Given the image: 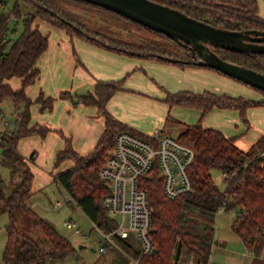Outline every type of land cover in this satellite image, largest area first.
<instances>
[{"label":"trees","instance_id":"obj_1","mask_svg":"<svg viewBox=\"0 0 264 264\" xmlns=\"http://www.w3.org/2000/svg\"><path fill=\"white\" fill-rule=\"evenodd\" d=\"M21 1L32 4L34 11L24 17V29L14 41L9 38L10 14L0 10V102L10 98L18 114L13 130L0 136L1 163L11 168L13 175L22 168L20 180L9 193L5 191L4 181L0 177V216H8L5 226L8 241L4 261L5 264H50L67 258L74 252L75 247L49 220L33 211V173L27 160L33 161L34 156L25 159L17 151L19 138L31 134L45 135L49 131L45 126H29L30 106L33 101L26 96L25 88L39 78L37 61L48 47V35L43 34L38 26L33 24L34 19L40 17L67 30L69 34L119 53L182 66L208 67L199 65L198 58L188 47L181 46L168 36L101 6L77 0ZM152 1L178 9L215 27L237 31H264V18L259 15L257 0ZM63 2L85 4L129 21L172 42L178 52L170 51L157 41L137 43L117 36L92 34L70 18L69 13L60 10L59 5ZM2 4L4 0H0V5ZM12 12L16 17L20 16L18 4ZM215 51L225 60L264 74V55L221 48H215ZM15 76L21 78V87L17 90L4 83V80ZM121 86L122 81H97L94 92L77 96L75 104H93L99 107L105 117L106 129L95 149L87 155L78 154L73 149L71 140L65 138V148L58 153L57 163L71 159L74 165L54 176L57 186L68 194V203H75L93 223L106 231L110 230L113 224L103 203L109 186L101 177L100 171L119 132L128 131L146 138V135L122 123L106 108L109 99ZM64 95L65 93L61 96ZM43 96L41 93L35 102L42 103V108L50 109L54 98H47L45 102ZM166 101L170 105L198 108L203 114L214 107L237 109L244 113L247 108L264 104L210 91L168 93ZM178 138L195 149L194 159L187 168L192 190L169 198L164 194L162 179L155 171L151 176L142 177L141 186L148 191L152 208L151 235L154 250L149 255H142L139 244L134 246L129 239L117 240L129 254L139 258V264H214L211 255L216 243V215L221 208L237 209V215L231 225L232 230L253 254L250 264H264L261 257L264 248V135L247 151H241L235 145L234 139L227 138L220 130L205 128L201 123L184 125ZM214 169L229 174L224 180L225 190H221L214 181ZM28 214L32 217H28ZM31 219L38 223L43 240L22 229V225L27 226Z\"/></svg>","mask_w":264,"mask_h":264},{"label":"crops","instance_id":"obj_2","mask_svg":"<svg viewBox=\"0 0 264 264\" xmlns=\"http://www.w3.org/2000/svg\"><path fill=\"white\" fill-rule=\"evenodd\" d=\"M259 15L264 18L260 11ZM33 24L48 35V47L37 61L39 78L25 88L26 96L33 101L29 126L40 125L49 129L45 135L31 134L17 142V151L25 159L34 156L33 161L27 160L33 173V198L52 185L60 190L54 182L55 174L74 165L71 159L57 163L58 153L65 148V138L71 140L78 154L87 155L95 149L104 133L105 117L99 107L75 104L77 96L94 92L97 81H122L121 89L109 99L106 108L122 123L144 135L155 129L164 131L168 125L181 127L182 131L186 124L201 123L205 128L218 129L227 138H233L241 151L250 149L264 135V104L247 108L244 113L237 109L214 107L203 114L195 107L167 103L168 93L181 91H210L264 102L263 95L252 93L223 73L211 68L182 66L112 51L69 34L40 17H36ZM4 83L17 90L21 87V78L15 76L4 80ZM41 93L45 102L47 98H54L50 109L35 102ZM63 93L64 97L61 96ZM5 100L12 103L13 119L8 129L0 131V136L13 130L18 115L12 100ZM1 157L0 150V163ZM67 197L68 203V194ZM38 203V200L33 202L34 211Z\"/></svg>","mask_w":264,"mask_h":264},{"label":"rangeland","instance_id":"obj_3","mask_svg":"<svg viewBox=\"0 0 264 264\" xmlns=\"http://www.w3.org/2000/svg\"><path fill=\"white\" fill-rule=\"evenodd\" d=\"M259 11L264 15V0L258 1ZM18 4L20 16L16 17L12 12L14 6ZM60 10L69 13V17L82 26L86 31L92 34L117 36L126 41L146 43L147 41H157L163 44L170 51L178 52V48L172 42L165 38L148 32L138 25H135L122 18L116 17L102 10L92 8L85 4L63 2L60 3ZM0 10L10 14L9 23V38L16 40L24 29L23 19L30 13H33L34 7L32 4L21 0H4V4L0 5ZM233 79V78H232ZM241 84L245 89L255 92L258 95H263L260 91L253 87L234 79ZM252 92V93H253ZM244 99L250 97L241 96ZM13 119V107L10 100L0 102V131L8 129L10 122ZM181 127L171 128L168 125L164 129V134L174 138L179 137ZM19 168L15 175L12 174L11 168L0 163V177L4 181V189L9 193L20 180ZM212 176L216 184L221 190L226 189V183L223 179L222 171L218 169L212 170ZM67 194L62 189H57L55 185L50 186L47 190L37 194L33 198V202L38 200V205L35 212L42 218L49 220L57 229V231L66 237L75 247L73 253L67 258L58 260L50 264H137L135 257L128 253L124 245L118 240L114 241L109 250L105 253L99 252V241L102 240L100 231L93 225L92 221L85 215L83 210L76 206L71 207L67 203ZM33 209V207H32ZM34 211V210H33ZM237 215V209L226 210L221 208L216 215V237L217 243L211 255V260L214 264H250L253 254L247 250L240 237L232 230V222ZM32 217L31 214L27 215ZM66 220H71L76 224L75 229H69L64 225ZM8 223L7 214L0 216V264H5L4 252L7 246V233L5 226ZM22 229L28 231L34 236H39L42 240V233L35 219L26 226L22 225ZM88 236V238L85 237ZM130 242L137 246V241L132 238ZM80 245H86L87 248H80ZM264 258V250L261 254ZM139 264V263H138Z\"/></svg>","mask_w":264,"mask_h":264},{"label":"built area","instance_id":"obj_4","mask_svg":"<svg viewBox=\"0 0 264 264\" xmlns=\"http://www.w3.org/2000/svg\"><path fill=\"white\" fill-rule=\"evenodd\" d=\"M194 156L195 149L190 144L164 134L162 129H155L146 138L128 131L117 134L100 171L109 186L103 203L113 227L106 231L92 222L102 236L99 252H107L117 239L132 238L139 244L142 255L153 252L152 208L148 191L141 186L140 180L155 171L162 179L167 197L187 193L192 190L187 168ZM222 175L224 180L229 177L227 172ZM64 225L80 232L71 220H66ZM135 262L138 264L139 258H135Z\"/></svg>","mask_w":264,"mask_h":264},{"label":"water","instance_id":"obj_5","mask_svg":"<svg viewBox=\"0 0 264 264\" xmlns=\"http://www.w3.org/2000/svg\"><path fill=\"white\" fill-rule=\"evenodd\" d=\"M101 6L188 47L201 66L217 70L264 93V74L223 59L221 48L264 55V31L215 27L186 13L152 0H77ZM75 203H71L74 207ZM80 248H87L80 245Z\"/></svg>","mask_w":264,"mask_h":264}]
</instances>
